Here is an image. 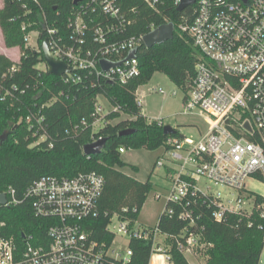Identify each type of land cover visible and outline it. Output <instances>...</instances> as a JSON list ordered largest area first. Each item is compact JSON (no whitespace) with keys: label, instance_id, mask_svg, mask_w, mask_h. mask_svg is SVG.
Instances as JSON below:
<instances>
[{"label":"built area","instance_id":"built-area-1","mask_svg":"<svg viewBox=\"0 0 264 264\" xmlns=\"http://www.w3.org/2000/svg\"><path fill=\"white\" fill-rule=\"evenodd\" d=\"M10 1L22 3L26 17L36 12L29 3L39 4V0ZM141 1L157 10L166 3L177 6L181 0ZM121 5V0H73L63 27L38 5V19L21 23L24 44L42 52L45 40L52 57L71 67L60 75L65 83L78 82V71L85 70L123 84L139 73L137 56H126L133 48L137 52L143 35H127L133 20ZM188 7L194 8V14L177 29L191 37L199 57L183 104L186 110L196 109L207 127L195 137L168 136L167 147L162 148L167 156L156 161V166L165 168L168 181L162 213L187 223L176 234H169L160 229L159 218L151 226L138 218L122 220L114 214L107 224L112 240L96 241L84 222L96 214L103 175L96 171H82L72 177L44 175L34 180L21 197L12 187L3 192V205L29 200L34 215L48 219L49 226L45 237L24 234L22 244L13 236L0 237V264H132L131 240L151 243L148 264L153 260L155 264H173L172 247L185 256L201 245L210 246L201 236L204 226L198 223L202 205L215 221L235 215L239 220L246 218L250 227L254 225L252 218L264 220V196L258 201L246 187L248 178L264 181V0H195ZM41 33L44 39L39 44ZM18 51L20 54L19 47ZM100 59L121 62L104 71ZM42 62L44 67L40 68ZM42 62L37 67L47 70ZM8 94L6 90L0 98ZM97 98L89 123L93 131L105 124L106 114L118 110L112 105L105 110ZM137 102L140 105V100ZM24 121L28 129L35 126L29 116ZM40 121L38 117L36 123ZM82 122L88 124L84 118ZM36 134L37 129L33 132ZM100 138L92 136L91 142ZM196 195L198 199L190 201L189 197ZM257 226L262 228L263 224Z\"/></svg>","mask_w":264,"mask_h":264},{"label":"trees","instance_id":"trees-1","mask_svg":"<svg viewBox=\"0 0 264 264\" xmlns=\"http://www.w3.org/2000/svg\"><path fill=\"white\" fill-rule=\"evenodd\" d=\"M121 4L133 20L127 35H144L158 25L174 24L171 39L151 47L143 43L138 46L139 73L123 84L98 78L85 70L78 71L81 76L78 82L65 83L61 76L37 67L43 61V54L25 46L21 23L29 18L37 20L36 6L39 5L49 19L56 18L58 25L63 27L73 0H39L38 5L29 3L36 10L29 17L24 15L20 2L3 0L0 8L3 42L6 47L20 49L17 62L0 54V94L6 90L11 93L5 99L0 98V193L12 187L21 197L26 188L41 176L72 177L78 172L96 171L103 175L104 187L95 207L96 214L85 220L84 228L92 239L107 243L113 238L107 229L110 217L117 214L122 220L137 219L152 188L149 177L140 181L121 170L128 164L121 159L119 149L155 150L167 147L165 140L168 136H182L177 131L166 135L160 120H148L141 112L136 90L154 73L162 72L181 88L185 98L199 57L191 37L177 29L180 22L191 19L193 7L178 11L176 5L166 3L154 10L141 0H121ZM13 17L16 19L12 20ZM42 39L43 33L38 39L39 44ZM12 67L16 70L10 71ZM98 95H104L118 110L106 114L105 124L93 131L89 123ZM121 113L128 118H120ZM26 116L35 125L31 129L24 121ZM38 117L40 123H36ZM83 118L88 124L82 122ZM127 128L133 131L118 134ZM35 129L37 134L33 135ZM40 135H43L42 139H39ZM92 136L106 140L99 153L86 155L82 147L91 142ZM34 142L35 145H31ZM129 166L133 171L138 169L135 165ZM255 197L258 201L261 199L257 193ZM194 198L198 199V196L189 197L190 201ZM200 208L202 216L198 223L204 226L201 236L210 244L209 257L204 264H259L264 248L263 219L252 218L254 225L248 227L246 218L239 220L230 215L222 221H215L205 206ZM187 221L161 213L159 227L163 232L176 234ZM258 223L263 227L259 228ZM48 226V219L34 215L29 200L15 206L0 204V237L13 236L22 244L24 234L45 237ZM130 247L133 250L132 264H148L149 241L131 240ZM170 253L173 264H190L173 247Z\"/></svg>","mask_w":264,"mask_h":264},{"label":"rangeland","instance_id":"rangeland-1","mask_svg":"<svg viewBox=\"0 0 264 264\" xmlns=\"http://www.w3.org/2000/svg\"><path fill=\"white\" fill-rule=\"evenodd\" d=\"M34 38L35 36L32 35V39ZM0 50H3L1 32ZM6 51L13 61H18L20 54L17 46L7 48ZM39 67L43 68L44 63H40ZM159 89L163 90L164 93H160ZM173 91L175 92L174 94ZM136 95L141 102V112L148 120H160L164 125H170L184 136L195 137L206 130L207 123L205 119L197 113L196 109H185L183 91L164 73H154L148 82L137 88ZM97 99L105 110L111 108V104L103 95H98ZM120 118H128V116L121 113ZM31 145L35 144L32 143ZM165 156L167 155L162 148L155 150H147L145 148L125 149L120 154L121 159L128 164L121 169L124 173L140 181H145L149 177L152 183V188L147 194L146 200L138 214V221L142 224L154 226L158 222V218L167 201L168 193L166 187L168 186V181L165 175L166 170L164 167L156 166V161ZM129 164L137 166V171H133ZM246 187L252 192L264 196V181L257 178H248ZM157 194L159 195L158 197L155 196ZM125 240L126 238L123 246L126 244ZM121 241L122 239L118 237L117 243ZM185 257L190 264H204L209 257V246L201 245L199 248L194 249L192 253H186ZM152 264H155L154 260ZM259 264H264V248Z\"/></svg>","mask_w":264,"mask_h":264},{"label":"water","instance_id":"water-1","mask_svg":"<svg viewBox=\"0 0 264 264\" xmlns=\"http://www.w3.org/2000/svg\"><path fill=\"white\" fill-rule=\"evenodd\" d=\"M195 0H181L180 3L177 5V10L182 11L186 7L192 5ZM78 0H74V3H77ZM174 33V24L172 22H167L161 25H158L157 27L150 30L148 33L144 34L142 37V42L146 47H151L154 44H160L163 43L166 40H169L172 38ZM42 52H43V60L47 65V71L51 74L60 76L66 72L71 71V67L67 66L63 61L58 60L50 54L47 42L44 40L41 43ZM136 56V48L131 49L126 59L134 58ZM121 61H110L108 59H100L99 64L102 68V70L107 71L111 67L118 66ZM163 133L166 135H172L176 132L174 128H172L170 125H163ZM133 129L127 128L121 130L118 134L119 135H126L130 132H132ZM105 138H100L94 142L87 143L83 145V153L86 155L96 154L99 153L105 143ZM6 199L4 193H0V204H5Z\"/></svg>","mask_w":264,"mask_h":264},{"label":"crops","instance_id":"crops-1","mask_svg":"<svg viewBox=\"0 0 264 264\" xmlns=\"http://www.w3.org/2000/svg\"><path fill=\"white\" fill-rule=\"evenodd\" d=\"M2 7V0H1V5H0V8ZM1 32V30H0ZM1 35H2V32H1ZM2 43H3V50H0V54H3L5 56H7L8 58H10V56L8 55L7 53V48H13V47H6L4 42H3V36H2ZM11 59V58H10ZM12 60V59H11ZM137 96V95H136ZM139 100V99H138ZM140 107H141V102H140Z\"/></svg>","mask_w":264,"mask_h":264}]
</instances>
